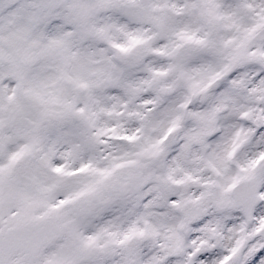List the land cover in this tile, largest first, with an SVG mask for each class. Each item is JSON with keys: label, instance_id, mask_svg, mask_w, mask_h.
Returning <instances> with one entry per match:
<instances>
[{"label": "snow or ice", "instance_id": "6c2138e0", "mask_svg": "<svg viewBox=\"0 0 264 264\" xmlns=\"http://www.w3.org/2000/svg\"><path fill=\"white\" fill-rule=\"evenodd\" d=\"M0 264H264V0H0Z\"/></svg>", "mask_w": 264, "mask_h": 264}]
</instances>
